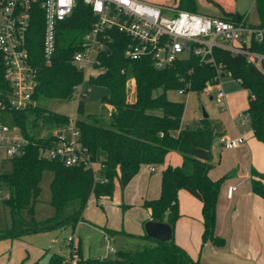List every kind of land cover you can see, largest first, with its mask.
I'll use <instances>...</instances> for the list:
<instances>
[{
	"label": "trees",
	"instance_id": "16d2710c",
	"mask_svg": "<svg viewBox=\"0 0 264 264\" xmlns=\"http://www.w3.org/2000/svg\"><path fill=\"white\" fill-rule=\"evenodd\" d=\"M177 7L197 12V0H177ZM259 26H264V0H255ZM221 17L239 21L244 15L222 9ZM96 17L91 8L78 0L72 14L58 24L56 49L50 64L45 63L43 37L45 17L35 7L28 33V46L33 65L37 70V86L33 93L34 105L25 109L5 108L7 120L18 125L29 139L26 152L11 159L13 170L2 173L0 181L9 188V197L4 205L10 209L13 225L0 229V240L21 239L31 233H40L59 227L75 229L83 218V212L91 195L97 200L114 195L117 182L127 185L144 164H163L168 154L177 151L182 155V164L167 165L162 171L161 194L158 198L145 199L143 207L150 212L152 220L166 222L173 235L169 240H159L143 234L126 233L103 227L104 233L115 236L127 235L136 242V249L117 250L115 258L84 256V264H202L193 258L174 237L176 222L180 217L178 193L186 190L202 202V242L224 246L226 240L215 232L217 204L224 177L213 179L210 171L212 142L215 134L208 118L203 117L195 128H182L185 110L183 102L168 98L169 90H179L187 83L201 92L216 84L215 68L200 58L184 57L172 66L156 68L150 56L131 59L125 55L128 39L121 33H113L109 51L101 54L104 69L88 77V83L108 89L102 102L110 106L109 118L87 111L86 103L78 98L77 112L85 115L76 119L82 142L88 146L93 160L98 163L97 175L91 168L81 165L66 166L58 160L41 159L39 147L46 143L44 131L68 123L70 116L50 110L41 104L46 100H71L76 88L85 80V73L73 64L74 54L81 48L86 32ZM254 50L264 53V42L255 44ZM217 62L226 65L228 71L249 89L248 106L243 115L250 121L254 136L264 143V75L243 54L229 50L214 49ZM133 79L135 98H128V83ZM11 84L6 78L4 58L0 52V99L11 93ZM46 170L53 172L51 204L59 211L69 202L77 201L76 211L65 217L57 215L42 221L33 218L25 221L21 211L34 213L35 203L41 193L40 183ZM264 172L253 171V192L264 197ZM22 222L18 228L16 221ZM145 224V222H144ZM67 255L54 254L48 264H62ZM34 264H42L36 262Z\"/></svg>",
	"mask_w": 264,
	"mask_h": 264
},
{
	"label": "built area",
	"instance_id": "2783aa9c",
	"mask_svg": "<svg viewBox=\"0 0 264 264\" xmlns=\"http://www.w3.org/2000/svg\"><path fill=\"white\" fill-rule=\"evenodd\" d=\"M77 1L0 0V52L4 58L6 78L12 88L11 93L6 94L11 107L25 109L35 104L33 93L37 86V70L28 46V33L35 7L41 9L45 17L43 55L45 63L50 64L56 49L58 24L72 14ZM83 2L96 17L84 36L81 48L73 57V64L84 73L91 68L100 71L104 69L101 54L110 50L113 33L117 32L128 39L125 50L128 58L150 56L156 68L170 67L178 60L194 55L201 62L215 68L214 80L218 83L224 74L230 73L226 65L217 62L214 57V49L220 48L245 55L247 61L264 75V53L252 48L264 42V26L249 23L245 17L233 21L147 0ZM190 87L187 83L179 91L185 93V89ZM81 93L82 90L78 98ZM224 98L225 92L219 89L217 101L222 102ZM11 107L6 104L5 98L0 99V176L4 161L23 155L29 144L28 137L20 127L5 117V108ZM43 136L47 138L38 150L41 159L58 160L66 166L81 165L91 168L97 175L98 163L93 160L88 146L82 142L76 119L70 117L68 123L44 132ZM245 140L244 135L232 137L225 134L220 137L225 149H235ZM234 189L230 187L229 196H232ZM68 246V254L62 264H84L80 243L76 242L74 234L68 239Z\"/></svg>",
	"mask_w": 264,
	"mask_h": 264
},
{
	"label": "rangeland",
	"instance_id": "374dc122",
	"mask_svg": "<svg viewBox=\"0 0 264 264\" xmlns=\"http://www.w3.org/2000/svg\"><path fill=\"white\" fill-rule=\"evenodd\" d=\"M147 1L169 6L178 5L177 0ZM213 7H206L200 2H197V12L215 15L217 11L214 5ZM237 9L241 15L249 12L250 21H259L255 0H237ZM99 72L100 70L98 69H88L85 73L84 83L77 89L78 91H75V96L71 100H46L41 102V104L46 105L52 111L70 116L71 118L84 119L85 115H80L77 112L78 95L82 90L85 95L81 97L86 103L87 111L97 113L104 120H107L111 107L102 102V97L108 94V89L88 83V77L90 75H96ZM208 89L211 91L209 92ZM219 89H222L227 95L222 102H218L216 99V94ZM167 95L169 99L185 104L182 119L183 128L197 127L200 120L204 117V111L208 113V120L215 134L211 147L213 149H216L218 145L220 146L219 135L222 133L234 136L238 131L245 130L248 136L252 134L249 121L244 120L242 123L238 122L240 118L245 117L243 111L248 106L250 91L243 87L231 73L224 74L217 84H211L201 92L189 90L181 93L179 90H169ZM128 98L130 100H134L135 98V84L133 79H130L128 83ZM254 139L262 147V150L259 149V151H256V162L262 167L264 166V143L256 138ZM170 155L172 162L177 160V158H181V154L177 151H172ZM165 163L153 164L156 171L152 176H149V173L148 175L145 173V169L147 168L149 170L151 164L142 165L139 174L127 185L122 187L124 200L121 205H116L112 197H104L97 200L94 194L91 195L88 205L83 212V218L77 223L75 229L71 226H66L45 232L31 233L21 239L10 241L11 246L8 245L6 248L0 246V264H28V260L36 253H40L41 250L43 253H46V256L54 254L63 255L67 252V248L69 249L68 239L73 234L75 235L76 242L80 243V252L82 251V254L86 257L93 256L111 259L116 257V252L119 249L131 248L135 250L136 242L129 236L122 234L115 236L107 235L105 243L103 244L105 233L101 227L105 226L113 228L114 230H122L126 233L143 234V214L145 210L142 205L145 199H154L160 196L161 178L157 184L155 180L158 175L162 177ZM216 167L218 169V166ZM1 170L5 174L11 173L13 170L12 161H4ZM229 174L228 172L221 177H224V180H226L230 176ZM53 176L54 174L50 170L44 172L40 183L41 193L38 201L35 203L34 213L30 214L27 210H22V219L32 221L35 218L37 221H42L57 214L60 218H65L76 211L78 207L77 201L69 202L59 211L51 204V182ZM154 191H158L156 197H147V192L151 194ZM8 193L9 188L7 184L4 181H0V229L10 228L13 225L10 209L3 202ZM16 226L22 228V222L17 220ZM202 245H200V248L203 247Z\"/></svg>",
	"mask_w": 264,
	"mask_h": 264
},
{
	"label": "crops",
	"instance_id": "0c3cea01",
	"mask_svg": "<svg viewBox=\"0 0 264 264\" xmlns=\"http://www.w3.org/2000/svg\"><path fill=\"white\" fill-rule=\"evenodd\" d=\"M197 2H200L206 7L214 8V5L217 8H215L217 11L215 15L208 13L202 14L221 16L222 9L239 13L237 0H197ZM249 15V12L244 15L249 23H259V21H250ZM226 96L225 93V98ZM244 120L249 121L245 116L240 118L238 122L242 123ZM222 135L225 134L222 133L219 135L220 146L218 145L216 149L211 148L214 167L210 171V176L213 179H218L222 175L228 172L230 173V176L221 185L215 227L216 234L224 237L226 244L219 247L213 245L211 242H202V202L183 189L178 193L181 215L176 222L174 237L180 246L193 258L199 259L202 264H264V199L262 196L253 192L251 186L253 171L264 172V166L260 167L256 162V151H259V149L262 150V147L255 139L253 140V138H256L253 130L251 136H248L245 130L238 131L236 135L232 136L244 135L246 137L245 142L235 149H225L222 147L220 141ZM170 153L168 154L164 167L167 165H181L183 160L182 155L181 158H177V160L172 162ZM152 166L154 169H152ZM216 166H218V169ZM155 171L156 168L154 165H150L149 170L147 168L145 169V173L147 175L149 173V176H152ZM160 178V175H158L155 180L156 184L158 181L160 182ZM232 186L235 189L232 196H229V189ZM157 193L158 191H154L151 194L147 192V197H156ZM112 199L116 205L123 204V191L119 183L116 184ZM144 210L143 228L144 222L151 219L150 212L145 208ZM107 235L105 233V239ZM14 240H0V246L5 248L8 245L11 246L10 241L12 242ZM200 245L203 247L200 248ZM67 254L68 248L67 252L63 255ZM45 256L46 253H43L41 250L40 253H36L28 260V264L41 263Z\"/></svg>",
	"mask_w": 264,
	"mask_h": 264
},
{
	"label": "water",
	"instance_id": "95a60500",
	"mask_svg": "<svg viewBox=\"0 0 264 264\" xmlns=\"http://www.w3.org/2000/svg\"><path fill=\"white\" fill-rule=\"evenodd\" d=\"M6 104L11 107V103L6 93H4ZM204 117L208 118V113L204 111ZM145 232L148 236L159 239V240H169L171 239L173 232L166 222H157L152 219L147 220L144 224ZM105 242V237H103V244ZM52 255H47L41 261L42 264H48Z\"/></svg>",
	"mask_w": 264,
	"mask_h": 264
}]
</instances>
